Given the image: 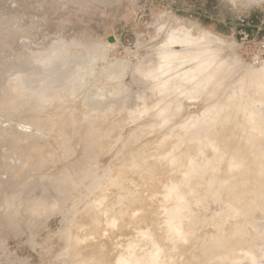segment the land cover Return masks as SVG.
I'll list each match as a JSON object with an SVG mask.
<instances>
[{
	"label": "rangeland",
	"instance_id": "rangeland-1",
	"mask_svg": "<svg viewBox=\"0 0 264 264\" xmlns=\"http://www.w3.org/2000/svg\"><path fill=\"white\" fill-rule=\"evenodd\" d=\"M240 157L249 173L237 167ZM143 161L168 247L150 226L125 232L130 261L149 242L157 264H229L234 256L255 264L238 249L264 264V172L256 165H264V4L0 0V210L20 199L22 227L59 234L68 218L38 214L52 190L91 169L119 187L124 168L139 188ZM171 183L186 197L175 242L165 226ZM103 206L98 198L77 207L81 235ZM117 223L112 217L109 226ZM251 233L256 242L237 249Z\"/></svg>",
	"mask_w": 264,
	"mask_h": 264
},
{
	"label": "clouds",
	"instance_id": "clouds-1",
	"mask_svg": "<svg viewBox=\"0 0 264 264\" xmlns=\"http://www.w3.org/2000/svg\"><path fill=\"white\" fill-rule=\"evenodd\" d=\"M248 2L264 4V0ZM243 74L242 70L238 71L234 79L238 80ZM102 75V69L97 70V77ZM141 166L143 172L139 175V188L127 178L129 170L124 168L119 187H113L102 170L91 169L68 177L52 190L38 214L42 218L52 215L68 218L69 227L59 234H50L43 228L22 227L17 218L24 207L23 202L20 199L7 200L0 210V264H121L120 256L127 254L124 233L149 226L161 246L168 247L165 234L157 223L156 209L148 198L153 185L150 162L143 161ZM98 198L103 199L104 206L93 213L94 220L88 226V233L81 235L76 224L77 207ZM112 217L118 221L115 228L109 226ZM254 242L255 234L251 233L236 246L246 247ZM259 246L264 252V235L259 240ZM150 249L149 242H140L136 250L137 259L130 264H152L146 251ZM164 264L172 262L165 261ZM229 264H245V261L240 259Z\"/></svg>",
	"mask_w": 264,
	"mask_h": 264
},
{
	"label": "bare ground",
	"instance_id": "bare-ground-1",
	"mask_svg": "<svg viewBox=\"0 0 264 264\" xmlns=\"http://www.w3.org/2000/svg\"><path fill=\"white\" fill-rule=\"evenodd\" d=\"M174 42V41H173ZM183 43V42H182ZM191 71V70H190ZM190 71H188V73L190 72ZM185 72H187V71H185ZM191 73V72H190ZM192 73H193V70H192ZM185 75H187V73H185L183 76H185ZM189 75V74H188ZM190 75H193V74H190ZM189 75V76H190ZM251 76L253 75V74H250ZM182 78H183V76H182V74L180 75ZM250 76V78H252ZM187 77V76H186ZM191 77V76H190ZM190 77H188L189 79H190ZM254 77V76H253ZM182 78H180V79H182ZM249 78V79H250ZM255 78V77H254ZM252 79V81H254L255 79H257V78H255V79ZM193 79V78H192ZM195 79V78H194ZM249 79H247L245 82H246V84L248 83V86H249V84L250 83H252V86H256V85H254L255 83H253L251 80L250 81H248ZM179 80V79H178ZM259 81V80H258ZM258 81H256V82H258ZM183 82V81H182ZM255 82V81H254ZM261 82H263L262 80H261ZM261 82H260V84H261ZM259 84V83H258ZM259 84V85H260ZM251 85V84H250ZM185 86V85H184ZM262 88H263V86H261ZM260 87V88H261ZM257 88H259V87H257ZM262 88H261V90H262ZM189 92V91H188ZM193 92V91H192ZM200 149V148H199ZM219 151V150H218ZM220 153V152H219ZM219 153H216V154H219ZM221 154H222V152H221ZM221 156V155H220ZM190 157V159H189V161H187V167H188V170L189 171H191L192 173H193V166H192V156L190 155L189 156ZM223 157H224V155H223ZM228 157V155L226 156V158ZM229 157H231V159L233 160H236V158H233V156H229ZM237 157V156H236ZM175 158V155H172V159H171V162H173V163H176V159H174ZM238 158V157H237ZM216 159V158H215ZM240 159V161H237L238 163L236 164L237 165V167H242L243 166V168H241L240 170H243L244 169V167H245V169H247L246 170V172L247 173H249L251 170L248 168V165H246L245 163V159L244 158H239ZM245 162V163H244ZM234 165V164H233ZM235 165V166H236ZM256 165L258 166V171H260L261 173L262 172H264V165L262 164V163H256ZM229 167H232V165L231 166H229ZM236 167V169H238ZM213 169H214V166H213ZM239 171V170H238ZM258 173V172H257ZM261 173H259V174H261ZM166 196L168 197V198H171V200L173 201V204H172V206L171 207H167V208H165V213H166V217H165V226H166V233L169 235V239H172V241H178V239L179 240H181V236H183L184 235V230H183V221H182V218H183V215H182V213H183V210L185 209V202H186V197H185V195L184 194H182V192L180 191V188H179V183H171L168 187H167V193H166ZM248 200V199H247ZM250 203V202H249ZM249 203H248V206H249ZM258 205V204H257ZM247 206V205H246ZM187 207V206H186ZM164 223V222H163ZM146 229V228H145ZM142 234V236L143 237H145L146 235L145 234H147V237H150V238H152L151 237V235L150 236H148V234H150V233H148V232H141ZM167 234H166V236H167ZM145 235V236H144ZM168 237V236H167ZM153 244H154V247H155V245L157 244H155L154 242H153ZM159 245H161V244H159ZM153 247V250L156 248H154ZM158 247V246H157ZM241 248V247H240ZM158 249H160V247L158 248ZM238 249V248H237ZM155 250H157V249H155ZM228 250H230V252L232 253V251H234V247L233 246H230L229 248H228ZM227 250V251H228ZM127 251V250H126ZM159 251V250H158ZM152 252H154V251H152ZM151 252V253H152ZM155 252H157V251H155ZM160 252V251H159ZM238 254H248V255H250L254 260H253V263H257V260H255L256 259V255L255 254H253L252 252H250V251H248V250H246V249H238L237 251H236ZM158 253V252H157ZM161 253H162V251H161ZM229 254V253H228ZM128 255L129 254H125V255H121L120 256V261H121V264H130V260H129V257H128ZM152 255H153V253H152ZM157 255V254H156ZM233 255H235L234 253H233ZM130 256V255H129ZM133 256V255H132ZM161 255H159V260H160V257ZM232 256V254H230V256H229V258H232L231 257ZM154 257V256H153ZM235 257V256H234ZM234 257H233V259H234ZM131 258V257H130ZM152 258V257H151ZM150 258V259H151ZM155 259V258H154ZM233 259H231L232 261H234ZM132 260V259H131ZM135 260V259H134ZM152 260V259H151ZM156 261H158V260H156ZM156 261L155 262H153L154 264H157L156 263ZM161 262V261H160ZM159 262V263H160ZM152 263V264H153ZM258 264V263H257Z\"/></svg>",
	"mask_w": 264,
	"mask_h": 264
}]
</instances>
